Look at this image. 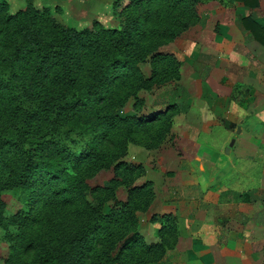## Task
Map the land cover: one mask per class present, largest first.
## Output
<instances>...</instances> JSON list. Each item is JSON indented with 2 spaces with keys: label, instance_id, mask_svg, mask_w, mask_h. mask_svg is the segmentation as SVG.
<instances>
[{
  "label": "trees",
  "instance_id": "1",
  "mask_svg": "<svg viewBox=\"0 0 264 264\" xmlns=\"http://www.w3.org/2000/svg\"><path fill=\"white\" fill-rule=\"evenodd\" d=\"M204 1L113 0L117 28L97 20L76 28L32 0L14 11L0 0V226L9 264H148L173 245L170 213L150 218L159 222L158 240L138 231L137 212L154 193L149 180L134 183L143 164L122 157L128 143L157 147L173 112L186 110L184 89L168 86L179 62L158 46L190 15L201 21L194 7ZM251 30L264 33L256 23ZM152 86L163 87L165 106L143 111L137 93ZM128 98L133 112L117 113ZM108 168L106 184H88ZM118 185L125 199L115 196ZM4 190L22 205L12 215L4 213Z\"/></svg>",
  "mask_w": 264,
  "mask_h": 264
},
{
  "label": "crops",
  "instance_id": "2",
  "mask_svg": "<svg viewBox=\"0 0 264 264\" xmlns=\"http://www.w3.org/2000/svg\"><path fill=\"white\" fill-rule=\"evenodd\" d=\"M49 1L67 14L69 4L75 15L86 13V2ZM197 12L201 21L165 48L179 62L178 78L168 86L177 82L184 89L186 110L173 112L157 147L128 143L122 157L143 164L134 183L149 180L154 193L137 212V229L154 242L159 222L151 216L170 213L175 221L173 245L148 264H264V33L251 30L255 23L264 27V0H207ZM141 71L148 76L149 65ZM162 89L137 94L144 103L141 92L153 91L148 108H162ZM115 196L125 199L123 185Z\"/></svg>",
  "mask_w": 264,
  "mask_h": 264
},
{
  "label": "rangeland",
  "instance_id": "3",
  "mask_svg": "<svg viewBox=\"0 0 264 264\" xmlns=\"http://www.w3.org/2000/svg\"><path fill=\"white\" fill-rule=\"evenodd\" d=\"M8 2V9L9 11H14L18 8H23L25 6V0H6ZM48 0H32L33 5H35L36 7L39 8H46L48 12H50L52 15H56L59 16V18L61 20H63L64 22L68 23L69 25H72L76 28H80V27H85L87 26L92 20H97L101 25H103L104 27H118L119 26V22H118V18L114 15V13L112 12V2L113 0H105L106 3L101 2V4L95 6L94 2L91 1H86V0H78L80 2H86V13L85 11H80L81 16H77L75 15V13H73V4H69V14H67L66 11H63V9H61L62 7L60 5H58L55 1H49L46 2ZM71 3V2H70ZM75 3V2H74ZM78 4V3H77ZM80 4V3H79ZM78 4V5H79ZM98 7V8H96ZM195 11L194 14L196 13V15L198 16V12H197V4L194 7ZM78 10V9H76ZM85 15H82L84 14ZM96 15V16H94ZM190 20H187V24L185 27H182V29L179 31V33L174 36L173 39H171L170 41H173L176 39V37L178 38L180 36L181 33L184 34V32H187V29H190L196 22L192 20L191 15L189 16ZM192 20V22H190ZM190 22V23H188ZM168 41V42H170ZM168 42L161 44L158 46L159 50H163L166 52L165 48H168ZM141 95H143L145 102H142L141 107H143V111H147L149 110L148 107H150L151 105H149V98L150 96L153 95V91H142ZM132 99L129 100L130 105H127L126 110L124 109H117V113L119 112V114H124L126 112H131L133 111L132 107H131V101ZM220 132H216V130H214L213 135L215 134H219ZM111 174V168H109L108 170L105 171H100L94 176V177H90L87 179V182L89 185H95V184H102ZM124 192V190H123ZM123 192H117V194L119 196H123ZM86 197L88 199V201L90 203H94V197L92 195H90L89 193L86 194ZM1 198L5 203V215H12L18 208H20L22 205L21 203L15 198L14 193L11 190H4L1 192ZM111 202L108 201L104 204V209H107V206L110 204ZM7 229L10 233H14L16 231V228L14 225H8ZM4 230H5V226H0V264H9L7 261V257H8V241L5 238L4 235Z\"/></svg>",
  "mask_w": 264,
  "mask_h": 264
},
{
  "label": "water",
  "instance_id": "4",
  "mask_svg": "<svg viewBox=\"0 0 264 264\" xmlns=\"http://www.w3.org/2000/svg\"><path fill=\"white\" fill-rule=\"evenodd\" d=\"M232 141H233V138H231V139L229 140L228 145H230V144L232 143ZM228 145H227L226 147H228Z\"/></svg>",
  "mask_w": 264,
  "mask_h": 264
}]
</instances>
